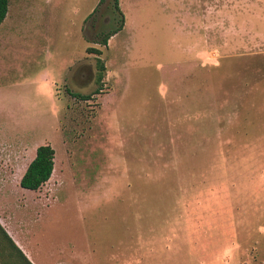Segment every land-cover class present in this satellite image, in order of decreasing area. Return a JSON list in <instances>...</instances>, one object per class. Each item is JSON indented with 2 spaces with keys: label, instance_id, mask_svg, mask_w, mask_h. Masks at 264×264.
<instances>
[{
  "label": "rangeland",
  "instance_id": "rangeland-1",
  "mask_svg": "<svg viewBox=\"0 0 264 264\" xmlns=\"http://www.w3.org/2000/svg\"><path fill=\"white\" fill-rule=\"evenodd\" d=\"M117 6L7 0L1 228L37 264H260L264 0ZM39 144L53 172L21 188Z\"/></svg>",
  "mask_w": 264,
  "mask_h": 264
},
{
  "label": "trees",
  "instance_id": "trees-1",
  "mask_svg": "<svg viewBox=\"0 0 264 264\" xmlns=\"http://www.w3.org/2000/svg\"><path fill=\"white\" fill-rule=\"evenodd\" d=\"M101 1V0H99ZM113 7L116 11L120 12L117 6V0H113ZM7 10V0H0V23L2 22ZM122 26V21L106 34L102 35L99 44L106 45V41L109 36L118 31ZM89 51L99 53V50L95 48H88ZM98 77L101 79V72L104 70V66L97 60ZM81 99L87 97L81 96ZM54 168L53 149L48 144H39L35 148L34 156L26 164L22 174L18 179V185L21 188L28 190H36L44 183L52 174ZM15 252L7 249V246ZM17 256V257H16ZM26 255L17 247L13 240L6 234V232L0 226V264H32ZM264 264V260L260 263Z\"/></svg>",
  "mask_w": 264,
  "mask_h": 264
},
{
  "label": "crops",
  "instance_id": "crops-1",
  "mask_svg": "<svg viewBox=\"0 0 264 264\" xmlns=\"http://www.w3.org/2000/svg\"><path fill=\"white\" fill-rule=\"evenodd\" d=\"M34 152H35V150H34ZM34 152H33V155H32V157L34 156ZM31 157V158H32ZM30 158V159H31ZM30 161V160H29ZM28 161V162H29ZM26 166V165H25ZM23 172V171H22ZM22 174V173H21ZM9 235V234H8ZM11 237V236H10ZM11 239L13 240V242L17 245V247L22 251V253L24 254V255H28L27 254V252L33 257V252L32 251H30L27 247H25V245H23V241L20 239V237H19V235L18 234H16V235H14V237L12 238L11 237ZM17 241V242H16ZM19 243V244H18ZM26 253V254H25ZM28 257H29V255H28ZM79 258V257H78ZM32 264H35L36 263V261H34V257H33V261L32 260H30L29 258H27ZM116 259H117V257H115V256H110V257H108V258H106V261H107V264H116ZM83 260V259H82ZM38 262V261H37ZM37 264V263H36Z\"/></svg>",
  "mask_w": 264,
  "mask_h": 264
}]
</instances>
